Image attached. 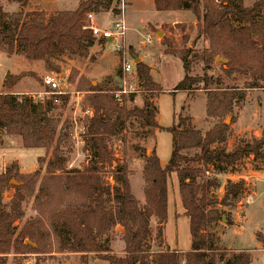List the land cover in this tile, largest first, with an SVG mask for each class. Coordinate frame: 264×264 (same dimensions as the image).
I'll return each instance as SVG.
<instances>
[{
  "label": "trees",
  "instance_id": "1",
  "mask_svg": "<svg viewBox=\"0 0 264 264\" xmlns=\"http://www.w3.org/2000/svg\"><path fill=\"white\" fill-rule=\"evenodd\" d=\"M1 1L0 52L42 62L46 71L54 74L60 73L56 61L65 57L95 60L89 50L97 40L85 28L86 17L103 11L117 15L115 6L120 3L85 0L73 11H61L48 19L39 15L27 21L22 11L4 12ZM153 5L157 12H190L194 16L198 25L196 38L207 42L206 50L196 53L191 48L179 47L172 34L161 39L165 54L178 57L185 73L171 93H192L203 83L206 118L217 122L205 133L191 125L190 117L179 116L173 126L161 127L153 100L162 89L142 62L135 64L137 80L146 94L141 107L126 106L133 94L121 96L118 103L113 94L116 85L92 86L80 77L78 89L86 94L82 100L85 117L79 139L88 158L82 169H68L62 144L69 140L70 124L64 121L59 125L49 115L56 107L64 108L68 98H62L60 106H55L50 101L37 103L32 96H17L14 88L30 74L7 73L0 91V135L20 137L23 148L42 149L45 156L38 158V168L32 173L16 172V162L0 173V264H6L10 252H66L83 260L93 257L109 264H251L250 251H238L227 258V251L217 245L211 228L223 215L230 224V215L218 207L232 209L245 187L243 181L227 182L219 200L214 196V191L221 187L219 176L250 156L264 162V128L260 138L241 139L228 150L230 126L225 124V118L244 102L248 91L264 89V0L250 6H245L243 0H153ZM174 27L184 29L180 24ZM187 40L183 37V43ZM98 42L104 44L103 40ZM217 58L224 61L220 67L225 77L237 75L249 81L242 88H221L220 78L188 75L194 64L201 62L208 70ZM77 75L71 71L69 77L74 81ZM116 76L122 77L120 68ZM211 84L216 87L208 88ZM130 121L141 128L144 137L157 131L171 134L172 151L164 166L154 150L149 155L143 149L137 150L144 159L143 204L132 193L127 164L115 158L109 148L110 139L118 136ZM107 170L113 185L104 181ZM172 174L177 178L182 216L189 226L190 248L184 253L167 246L159 251L151 249V223H156L160 239L167 220L168 179ZM12 180L17 184H11ZM9 189L14 193L6 210L3 194ZM30 199L35 216L20 227L15 226L23 218V206ZM117 226L123 230L121 257L113 255L109 248L110 233ZM256 240L264 247V235L258 233Z\"/></svg>",
  "mask_w": 264,
  "mask_h": 264
},
{
  "label": "rangeland",
  "instance_id": "2",
  "mask_svg": "<svg viewBox=\"0 0 264 264\" xmlns=\"http://www.w3.org/2000/svg\"><path fill=\"white\" fill-rule=\"evenodd\" d=\"M255 1L257 0H243L245 6H250ZM64 3H69V6H62ZM77 3L78 0H21L19 3L2 0L1 7L4 12L9 14L22 11L25 19L30 21L34 17L38 18L39 15L48 19L61 9L70 10L76 7L73 5H77ZM53 4L58 7L53 6ZM124 4L125 14L128 12L127 19L130 23V30L125 40L127 48H132L128 49L129 61L132 59V55L138 58L142 57L151 66L152 79L162 89V93L153 100L157 107L158 124L161 127H171L176 124L179 116L190 117L191 125L205 133L217 122V119L206 118V93L202 89L203 83L198 84L196 86L198 89L192 93L176 92L172 94L173 88L184 77L185 73L178 57L166 55L165 47L161 42L164 36L169 37L172 34L179 47L191 48L196 53L206 50L208 47L207 42L202 38H196L198 25L194 16L190 12L158 13L153 8L152 0H127ZM115 8L116 10L118 9V4ZM113 18H115L114 13L103 11L96 17L95 23L100 27H106ZM173 19V22L176 23H171ZM176 24H180L184 29L175 28ZM170 27H174V29L170 31ZM146 36H151L150 43L146 42ZM183 37L188 38L186 43H183ZM94 47L96 52L95 55H92L94 59L98 57L97 54L104 51L103 57L94 66L95 76L110 74L116 69L114 74L109 77L110 79H107L108 77L87 79L82 75L80 76L79 71L73 67V63L68 62L67 59L57 60L55 63L60 66L58 76L61 79V83L69 92H72L67 97L64 108L56 107L49 113L50 116L59 121V125L64 121H68L70 124L69 140L67 143L62 144L68 169H82L86 165L88 158V154L83 151V145L79 139V135L82 132V120L85 117L82 109V100L86 94V92L78 89L80 77L85 78L92 86L98 84L103 88H114L115 85L120 86L121 84V77L117 78L116 76V72L120 68L119 62H121L117 53L113 51L108 43L105 45V43L101 44L96 41ZM220 63L221 61H215L208 70H204L203 63H196L192 66L188 75L202 77L206 74L207 77L213 79L220 78L218 87L221 88L232 86L242 88L243 84L249 81V78H242L237 75L225 77ZM71 71H75L78 74L74 81L69 77ZM24 72H29L30 75L23 78L14 88V94L20 97H27L42 91L41 78L49 73L42 62H30L22 56H7L0 52V91L1 80L6 73L18 75ZM135 74L126 78L127 82L135 84L137 90V93L133 94V100L126 102L128 108L132 106L141 107L146 99V94ZM207 87L212 89L216 85L211 84ZM246 97L247 99L245 98L244 102L234 109L232 117L228 116L225 118V121H227L225 124L230 126L226 140L228 150H231L241 139L250 141L252 138L261 137L264 128V89L250 90L247 92ZM232 120L235 123L231 124ZM241 120L244 123H241ZM109 148L115 158L127 164L132 193L143 204L144 183L142 169L144 159L139 155L141 151L137 150H145L146 155H149L151 150H154L160 163L165 165L172 151L171 134L157 131L153 136L144 137L141 128L130 121L118 136L110 139ZM67 149L71 150V152L67 153ZM44 156L45 153L42 149L23 148L20 137L0 135V173L13 162L17 164L16 172L20 174L32 173L38 168V158ZM48 157L46 156L45 160ZM109 174L110 171L107 170L103 175L104 181L113 185ZM219 179L221 187L214 191V196L219 200L223 196L227 182L237 183L243 181L245 187L243 194L232 209L218 207L225 214L230 215V224L226 223L225 215H223L221 221L211 228V232L218 240L217 245L227 251V258L238 251L245 250L251 252V264H264V247L256 240L258 233L264 235V162L254 160V157L250 156L248 159L229 168L226 174L219 176ZM13 193V189H9L3 194V203L6 210H8L9 200ZM182 213L183 208L178 194L177 178L175 174H172L168 179L167 220L160 239L156 235V223L154 221L151 223L153 229L152 251L164 250L166 246L170 250L181 253L189 250V226L187 219L182 216ZM34 216L32 199H30L23 206V218L15 226L20 227L26 219ZM122 234L123 230L119 226L110 233L109 248L111 253L117 257L124 255ZM6 260V264H27V262L32 264H109L93 257L83 260L78 255L66 252L51 255L36 253L14 254L10 252L6 256Z\"/></svg>",
  "mask_w": 264,
  "mask_h": 264
},
{
  "label": "built area",
  "instance_id": "3",
  "mask_svg": "<svg viewBox=\"0 0 264 264\" xmlns=\"http://www.w3.org/2000/svg\"><path fill=\"white\" fill-rule=\"evenodd\" d=\"M117 17L112 20L106 27L98 26L95 21L97 15L94 13H89L86 17V26L92 36L97 40H103L104 43L111 45L114 52L117 53L118 58L121 60L120 70H121V84L117 86V89L113 92L115 100L119 103L121 101V96H127L129 94L137 93L135 84L127 82L126 78L132 76L136 73L135 63L133 58L129 61L128 48L125 44L126 35L128 32V27L125 22L124 12L125 4L120 0L118 6ZM151 36H146V42L150 43ZM136 76V74H135ZM42 91L34 94L32 96L33 100L37 103H44L45 101H50L55 106H60L61 99L64 97H69L72 92H69L66 87L61 83V79L58 74L47 73L41 78ZM27 264H32L27 262Z\"/></svg>",
  "mask_w": 264,
  "mask_h": 264
},
{
  "label": "crops",
  "instance_id": "4",
  "mask_svg": "<svg viewBox=\"0 0 264 264\" xmlns=\"http://www.w3.org/2000/svg\"><path fill=\"white\" fill-rule=\"evenodd\" d=\"M85 1V0H84ZM123 2H126L127 0H122ZM153 1V0H152ZM80 3V1L78 0V3H77V5H73V6H76V7H73L72 9H70V10H60L59 12H61V11H73V10H75L76 8H77V6H78V4ZM53 6H55V7H58V6H56V4H53ZM62 6H69V3H64V4H62ZM63 8V7H62ZM153 8H154V5H153ZM155 10V9H154ZM158 13H163V12H158ZM111 14V13H110ZM127 15H128V12L125 14V12H124V17H125V22H126V24H127V27H128V32H129V28H130V23L128 22V19H127ZM98 16V15H97ZM117 17V15L115 14V18ZM115 18H113V20L115 19ZM174 19H176V18H174ZM174 19L172 20V22L171 23H176V22H173L174 21ZM128 32H127V34H128ZM126 39H127V35H126ZM105 45H106V43H105ZM130 47H128V49H129ZM130 49H132V48H130ZM89 52H90V56H92L93 54L95 55V47L93 46L92 48H90V50H89ZM103 54H104V51H103V53L99 56V57H96L95 58V61L94 62H91L90 61V63H89V58H87V59H80V58H76V57H70V58H63V59H67V61L68 62H72L73 63V67L75 68V69H77L78 71H79V75L81 76H84L85 78H87V79H101V78H104V77H108V76H112L113 74H114V72H115V70L112 72V73H110V74H106V75H100L99 77H96L95 76V74H96V71L94 70V66L101 60V58L103 57ZM132 58H133V61L135 62L136 61V58H138V57H136V56H134V55H132ZM138 60L139 61H141L143 64H145V65H147L148 67H149V69H150V65L148 64V63H146L143 59H142V57H139L138 58ZM118 64V63H117ZM7 74V73H6ZM5 74V75H6ZM9 74V73H8ZM4 75V76H5ZM12 75V74H11ZM150 75H151V70H150ZM152 77V76H151ZM4 78V77H3ZM3 80V79H2ZM2 80H1V83H2ZM154 81V80H153ZM248 96V95H247ZM246 99H247V97H246ZM156 120H157V115H156ZM158 123V122H157ZM241 123H244V121H242L241 120ZM157 132H155V134H156ZM161 164V166H163L164 164H162V163H160ZM144 195V194H143ZM135 197V196H134Z\"/></svg>",
  "mask_w": 264,
  "mask_h": 264
},
{
  "label": "water",
  "instance_id": "5",
  "mask_svg": "<svg viewBox=\"0 0 264 264\" xmlns=\"http://www.w3.org/2000/svg\"><path fill=\"white\" fill-rule=\"evenodd\" d=\"M138 61H139L138 58H136L135 64H137ZM216 61L224 62L223 60H221V59H219V58H217ZM226 122H227V121H225V123H226ZM11 183H13V184H15V185L17 184V183H16L15 181H13V180L11 181Z\"/></svg>",
  "mask_w": 264,
  "mask_h": 264
}]
</instances>
